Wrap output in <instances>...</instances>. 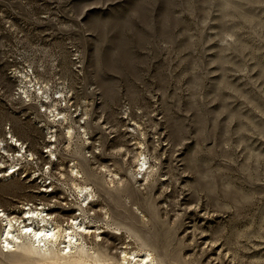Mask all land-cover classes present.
<instances>
[{
    "label": "rangeland",
    "instance_id": "obj_1",
    "mask_svg": "<svg viewBox=\"0 0 264 264\" xmlns=\"http://www.w3.org/2000/svg\"><path fill=\"white\" fill-rule=\"evenodd\" d=\"M9 129L34 156L13 180L0 158V212L101 228L91 260L36 264H264V0H0ZM0 250V264L27 256Z\"/></svg>",
    "mask_w": 264,
    "mask_h": 264
},
{
    "label": "bare ground",
    "instance_id": "obj_2",
    "mask_svg": "<svg viewBox=\"0 0 264 264\" xmlns=\"http://www.w3.org/2000/svg\"><path fill=\"white\" fill-rule=\"evenodd\" d=\"M41 91L40 92L38 91L40 93L39 96L44 93ZM62 115L63 116L61 117L58 116L59 118L56 117L54 120H51V119L50 120L54 124L60 123L61 120L68 122L69 121L68 116L64 114ZM73 126L71 124V126L66 128L67 130L66 137L68 139V142L70 143L76 135V130H74L75 126L74 127ZM82 130H80L82 132V135L86 137V140H88L87 139L88 132L85 129H82ZM50 142H54V141L50 140ZM55 142H57V140H55ZM8 146H14L16 148H18L19 146V149L20 148L21 149L19 151L18 156H14L13 154H10L8 150ZM68 146L70 145L68 144ZM2 153L3 155L6 154L8 158L7 162H10L9 159L12 160L11 163H8V168H10L11 171L16 169V167L21 164L20 162H17L18 158L29 161L34 156V155L29 154V152L26 150L25 146L20 141V139L16 137L14 132H12L10 129L7 133V136L3 138V140L0 138V158L1 160L3 159V157L6 158L5 155L2 156ZM50 153L52 155L54 154V151L52 150V148L50 150ZM145 160L143 162L141 161L143 164L141 163L140 168H145L146 161H147ZM5 161L6 160L0 161V169H3L4 166L6 165ZM147 166H148V163H147ZM106 172L107 173L109 172L108 174L111 175V178L110 179L108 178L109 180L106 181L105 185L113 188L114 183H116L115 180L118 181L119 178L118 176L116 175L114 176L112 173H110L111 171L109 170H106ZM72 174L74 175V178L71 180V185L73 189H75V191L74 190L73 191L76 192V195L78 198H81L83 200V203L87 205V208L91 207L92 205L91 202L94 201V197H95L94 190L88 188L87 185H83L78 180L81 174L79 173L76 166H73ZM146 174L148 173L146 172ZM1 209L2 210L0 212V217L2 221L6 222V224L4 226L5 227L4 231L0 235V245H3V247H0V249L2 248L6 250L2 252L3 255H13L10 252H16V251H23L24 253H26L27 256L25 255L21 256L24 258H22V261L19 264H36L40 261L51 262L52 260L61 262L64 259V257L75 254V253L76 254L81 253L83 257H85V259L91 260L93 249L89 248L88 241L89 239H91V237L99 238L102 236L101 233L100 234L97 233V231L101 228L98 227L95 229L96 230L95 231L93 227L87 224V218L85 217L83 218L74 217L72 218L73 222L64 227L58 223V221L56 220L57 218L53 219L50 213L46 215L45 210L44 211L43 210H35V211L31 210L27 215V220L29 221V225H28L25 223V221L21 220V217L11 218L10 214H8L7 211L3 209V207H1ZM105 216L106 218H108L107 216L109 215L107 212H105ZM60 244H62L63 247L61 248L63 250L59 248ZM121 261L127 262L128 264H132V263L134 264H156V261L154 260V257L150 252H145L143 255H137V254H131L130 252L125 251L124 257L121 259Z\"/></svg>",
    "mask_w": 264,
    "mask_h": 264
},
{
    "label": "built area",
    "instance_id": "obj_3",
    "mask_svg": "<svg viewBox=\"0 0 264 264\" xmlns=\"http://www.w3.org/2000/svg\"><path fill=\"white\" fill-rule=\"evenodd\" d=\"M23 169H24L23 165H18V167H16V169H14L12 171H11L10 168H8L7 169V172L5 173V176H7V178L9 180H13L15 177H19V175L23 174V172H24ZM2 175H3V173H0V180H2V179L4 180V178L2 177Z\"/></svg>",
    "mask_w": 264,
    "mask_h": 264
}]
</instances>
